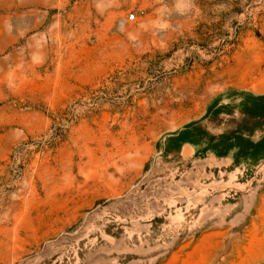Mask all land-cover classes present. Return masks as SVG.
<instances>
[{
    "label": "rangeland",
    "instance_id": "obj_1",
    "mask_svg": "<svg viewBox=\"0 0 264 264\" xmlns=\"http://www.w3.org/2000/svg\"><path fill=\"white\" fill-rule=\"evenodd\" d=\"M0 264H264V0H0Z\"/></svg>",
    "mask_w": 264,
    "mask_h": 264
},
{
    "label": "built area",
    "instance_id": "obj_2",
    "mask_svg": "<svg viewBox=\"0 0 264 264\" xmlns=\"http://www.w3.org/2000/svg\"><path fill=\"white\" fill-rule=\"evenodd\" d=\"M133 18H134V17H133V15H132V16L129 17V20L131 21V20H133Z\"/></svg>",
    "mask_w": 264,
    "mask_h": 264
},
{
    "label": "clouds",
    "instance_id": "obj_3",
    "mask_svg": "<svg viewBox=\"0 0 264 264\" xmlns=\"http://www.w3.org/2000/svg\"><path fill=\"white\" fill-rule=\"evenodd\" d=\"M222 7V6H221Z\"/></svg>",
    "mask_w": 264,
    "mask_h": 264
}]
</instances>
